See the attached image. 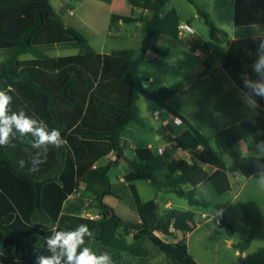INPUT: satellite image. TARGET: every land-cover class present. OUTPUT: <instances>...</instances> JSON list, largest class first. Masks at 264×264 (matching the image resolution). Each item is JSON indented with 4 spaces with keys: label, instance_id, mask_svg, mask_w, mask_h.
I'll list each match as a JSON object with an SVG mask.
<instances>
[{
    "label": "trees",
    "instance_id": "obj_1",
    "mask_svg": "<svg viewBox=\"0 0 264 264\" xmlns=\"http://www.w3.org/2000/svg\"><path fill=\"white\" fill-rule=\"evenodd\" d=\"M190 1L210 27L212 38L219 40L222 29L194 0ZM232 2L235 37L227 42L220 73L233 83L229 101L231 108L238 110L247 91L241 77L257 78L252 64L257 43L264 38V34H248L245 28L264 24V0ZM130 3V8L112 10L109 28L117 29L120 22H140V51L116 48L101 52L81 30L65 23L51 0H0V50H6L5 58L0 60V91L12 97L11 111L22 109L28 116L44 120L49 129H59L67 141L59 150L50 148L46 162L35 173L29 168L36 150L21 142L18 134L14 146H0V264H34L37 254L50 255L46 240L53 229L70 231L81 224L88 225L93 233L85 237L81 249L87 246L97 255L108 254L113 264H152L159 256L167 264H190L185 237L166 241L155 230L173 234V221L194 222L195 207L215 214L216 200L231 189L232 168L246 177L258 178L252 154L254 145L264 140V98L255 97V102L249 99L255 111L227 117L218 110H210L206 117L203 106L196 107L206 120L195 126L184 106L183 112L175 109L179 90L145 87L149 75L139 67L148 49L167 54L153 42L157 35L179 38L182 21L177 7L171 0ZM136 7L143 9L139 16L133 15ZM57 44L77 51L63 55L46 52V48ZM29 52L31 57H21ZM201 82L195 81L188 90H195ZM142 96L182 119L185 126L174 140L183 151L201 148L200 163L169 152L156 154L148 146H137L133 159L124 155L121 136L128 124L135 121L146 126L138 105ZM111 152L117 157L99 164ZM122 156L136 179L149 180L157 193H173L186 199L190 207L162 208L157 196L143 198L135 183L130 182L138 217L128 219L117 214L105 197L118 196L112 190L109 170ZM20 160L26 162L23 168ZM246 216L256 227L264 225L250 212L246 211ZM218 225L228 238L233 235L234 226L225 214ZM250 244V237L231 243L241 253Z\"/></svg>",
    "mask_w": 264,
    "mask_h": 264
},
{
    "label": "rangeland",
    "instance_id": "obj_2",
    "mask_svg": "<svg viewBox=\"0 0 264 264\" xmlns=\"http://www.w3.org/2000/svg\"><path fill=\"white\" fill-rule=\"evenodd\" d=\"M173 1L180 10L182 23L190 21L193 31H187L182 28L179 38H174L168 34L157 35L153 42L164 49L168 55L157 54L153 50L148 49L143 58H141L139 67L148 72L150 79L146 83L147 88L156 89L168 86L179 90L175 99V102H177L175 107L184 106L187 110V118L197 126V123L203 122L206 118L200 115L196 107L208 106L207 96L209 90L205 89L196 94L194 88L186 90L183 89V86L187 84L188 81L185 83V80L188 77L191 78L190 80H196L201 74L211 69H221L219 66L221 57L227 48L228 40L233 38L235 34L234 7L232 0H194L197 6L224 32L222 34L219 33L220 39L216 40L212 38L210 27L198 13L197 7L193 2L190 0ZM134 27V24L126 23L119 37L109 40L107 50L133 48L140 51L142 37L137 35V32L132 31ZM126 30H131V32ZM245 32L248 34H264V24L247 26ZM45 50L50 54L57 55L71 54L77 51L75 48L58 44ZM5 56L6 50H0V60L5 58ZM31 56L30 52L21 55L22 58ZM215 73H220V71ZM226 79L228 85L234 87L228 76H226ZM223 95L225 94L223 93ZM244 97L248 99L246 96ZM138 105L141 115L147 118L148 124L142 128L137 123L131 122L130 129L123 133L124 151L129 159L135 158L134 148L130 147L131 143L142 145L152 142L156 145L157 142L167 140L168 136V126L164 125L160 119L154 120L152 115L147 114L149 108L158 105L145 96L138 100ZM163 110L167 111V108H163ZM169 142L172 143V137ZM170 150L172 151V149ZM194 157L196 156L191 153L188 159L198 164V160ZM227 160L229 163L232 162L229 157ZM103 162L104 160L100 161L101 164ZM205 169L208 170V167H205ZM122 171L121 164L114 165L109 170L112 190L118 196L107 195L105 202L111 205L116 213L122 217L137 219V209L127 178L120 180L119 174ZM230 174L233 183L232 195L235 197L231 198L227 209L222 214L227 215L228 221L234 226L235 231L231 237L232 241L250 237L251 244L244 255L241 252L236 253V249L228 243L229 238L225 229L218 225L222 214L219 215L217 212L211 214L207 209L195 207L196 217L194 222L183 219L173 221L177 238H186L191 256L190 262L193 264H230L231 262H237L238 264H264V225L256 227L246 216V211L250 212L260 222L264 223V184H261L257 178H250L242 186L241 182L245 178L239 176L240 178L238 177V179L241 182L238 183L232 172ZM136 184L143 198L148 199L159 196L158 200H162L163 194L157 193L147 180H140ZM166 196L170 197L177 206L190 207L184 198L178 197L173 193H167ZM163 201H161L162 208ZM202 212H206L208 217L207 215H201ZM161 235L166 237L164 234ZM151 263L167 264L163 256H159L157 262L152 261Z\"/></svg>",
    "mask_w": 264,
    "mask_h": 264
},
{
    "label": "crops",
    "instance_id": "obj_3",
    "mask_svg": "<svg viewBox=\"0 0 264 264\" xmlns=\"http://www.w3.org/2000/svg\"><path fill=\"white\" fill-rule=\"evenodd\" d=\"M171 2L177 7L176 3L173 0H171ZM51 3L53 5L54 9L58 13L61 14L65 23L72 25V26L78 28L79 30H81L87 36V38L89 39L91 44L97 50H99L101 52L111 51V50H107V45H108L109 40L118 38L120 32L122 31L123 27L126 24V23L120 22L117 29H110L109 28V22H110V16H111L112 10L116 9V8H130L131 7L130 0H51ZM177 9L180 13V10L178 7H177ZM142 12H143V9H141V8L136 7L133 9V15H135V16L141 15ZM131 24L135 25V27H134V29H132V31L137 32V35L142 37V30H141L140 22H136V23L133 22ZM126 31L128 32L129 30H126ZM129 32H131V30ZM181 33H182V29H181L180 34ZM250 35H263V34H250ZM234 37H235V34H234ZM97 44H98V46H96ZM141 44H142V42H141ZM157 54H159V53H157ZM166 55H168V53ZM219 66L221 67V61L219 63ZM216 71L219 72L220 69H213V70L211 69L208 72L201 74L200 77L196 80H193V79L190 80L191 78L188 77L185 80V83L188 81L187 84H185L183 86V89H188L189 87H191V85L195 81H202L201 85L196 87V89H195L196 94L200 91H204L205 89L209 90V94L207 96L209 104H208V106L202 107L203 108L202 112L205 114V116L206 117L208 116V113L210 110L221 111L223 113L224 117H227V115H235L239 112L241 114H245V113L247 114V113H251V112L255 111L256 108L252 105V102L249 99H246L245 97H241L242 102H240L239 106L237 107L239 111L236 108H231L232 102L229 101V99L231 98V94H233V88H232V86L228 85V81H227L226 77L222 73H215ZM204 79H207V80L203 81ZM223 93L225 95H223ZM175 105H177V103ZM178 108L181 111L178 110ZM178 108L175 107V109H177L179 112H183L181 105H179ZM156 110H158L159 112L156 113ZM184 113H185V111H184ZM147 114L152 115L154 120L160 119L164 125L168 126L167 140H165L164 142H157L156 145L153 144L152 142H148L147 144H142V145H135L134 143L133 144L131 143L130 147L134 148V151H135V148L137 146H148L156 154H162V153L169 152L173 156H180L183 152L182 157L188 158V157H190V155L192 153L196 156L194 158L198 160V153L200 152L201 148H197L196 150H192V151H187V150L181 151V149L178 147V145L176 144V142L174 140L175 135L181 130V128L184 127V122L182 121V119L177 114H175L174 112H171L168 109H167V111H165V110H163V108H161L159 106L149 108L147 111ZM173 116L179 117L181 122H179V120H177V119H174ZM142 118L144 119V121L147 125L148 124L147 118H145L144 116H142ZM132 122H135V121H132ZM135 123H137V122H135ZM130 124H131V122L128 124V126L123 131V133L127 132V130L130 129V127H129ZM138 125H140V124H138ZM141 127L144 128L145 126H141ZM123 133H122V136H123ZM122 136H121V145L125 148V145L123 144ZM171 137H172V143L169 142V139ZM239 148L243 154L246 153L245 150L241 146H239ZM160 149H162V152H160ZM170 149H172V151ZM124 155L126 156L125 151H124ZM125 156H122L120 161L115 164V165L121 164V167L123 169V171L119 174L120 180L127 178L128 185L130 184V182H134L136 187H137L136 183L138 181L144 180V179H136L135 178V174L132 173V171L128 167V161L126 160ZM116 157H117L116 152H111L105 158L101 159V160H104V162L102 164L106 163L109 160H114ZM100 161H99V164H101ZM198 163H200L199 160H198ZM205 167H208V166L206 164H204V168ZM231 172L234 175L235 179L238 180L237 181L238 183L241 182L240 179H238L239 176H243V178H245L244 181L241 182L242 186L244 184H246L250 178H255V177H246L239 170L232 168L229 171L231 189L225 191L216 200L217 213H219V212L224 213L225 209H227V207H228V204H229V201L231 200V198L235 197L232 195L233 183H232V180L230 177ZM147 182L150 184L149 180H147ZM160 193L163 194V197L161 198L162 200H164L163 201V208H168L170 205L176 206L175 202H173V200L170 199V197L166 196L167 193H163V192H160ZM158 199H159V196H158ZM161 201H160V203H161ZM182 207L188 208L186 206H182ZM201 215H207V213L202 212ZM207 217H208V215H207ZM171 230L173 231V234H164L166 237H163L161 235V234H163L161 231H157V230H155V231L164 240L175 241L178 239L176 230L174 229L173 226L171 227ZM231 237L228 240V243L230 245L232 243ZM238 252H239V250L236 249V253H238ZM245 252H246V250L244 252H242V254L244 255Z\"/></svg>",
    "mask_w": 264,
    "mask_h": 264
},
{
    "label": "clouds",
    "instance_id": "obj_4",
    "mask_svg": "<svg viewBox=\"0 0 264 264\" xmlns=\"http://www.w3.org/2000/svg\"><path fill=\"white\" fill-rule=\"evenodd\" d=\"M252 71L256 79L242 75L245 96L254 101L255 97L264 98V38L257 43L256 58L252 64ZM147 87V84L144 85ZM12 97L6 91H0V146H14L13 139L17 138L30 144L35 153L30 157V172L39 171L41 164L47 160L50 148L59 150L67 145L66 139L59 129H49L44 120L28 116L24 110L13 112L10 110ZM252 156L257 161V180L264 184V140L254 145ZM20 168L26 164L19 162ZM222 213L219 212V215ZM92 237L93 233L88 225L81 224L75 230L57 231L47 238V251L50 255H36L34 264H113L108 254L97 255L85 244V237ZM79 250V251H78Z\"/></svg>",
    "mask_w": 264,
    "mask_h": 264
},
{
    "label": "built area",
    "instance_id": "obj_5",
    "mask_svg": "<svg viewBox=\"0 0 264 264\" xmlns=\"http://www.w3.org/2000/svg\"><path fill=\"white\" fill-rule=\"evenodd\" d=\"M180 27H181V29L183 28V29L188 30V31H193V27L190 24H188L187 22L186 23H181ZM157 112H159V111L156 110V113ZM173 118L177 119V120H179V122H181L179 117L173 116ZM160 152H162V149H160Z\"/></svg>",
    "mask_w": 264,
    "mask_h": 264
}]
</instances>
